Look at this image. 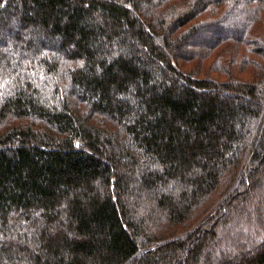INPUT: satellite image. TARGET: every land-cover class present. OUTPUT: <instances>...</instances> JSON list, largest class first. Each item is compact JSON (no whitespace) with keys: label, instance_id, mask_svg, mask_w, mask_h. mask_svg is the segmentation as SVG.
I'll list each match as a JSON object with an SVG mask.
<instances>
[{"label":"trees","instance_id":"16d2710c","mask_svg":"<svg viewBox=\"0 0 264 264\" xmlns=\"http://www.w3.org/2000/svg\"><path fill=\"white\" fill-rule=\"evenodd\" d=\"M0 264H264V0H0Z\"/></svg>","mask_w":264,"mask_h":264},{"label":"rangeland","instance_id":"374dc122","mask_svg":"<svg viewBox=\"0 0 264 264\" xmlns=\"http://www.w3.org/2000/svg\"><path fill=\"white\" fill-rule=\"evenodd\" d=\"M229 237H230V235L228 234L227 237H226V241H225V242H228V244L230 242Z\"/></svg>","mask_w":264,"mask_h":264}]
</instances>
